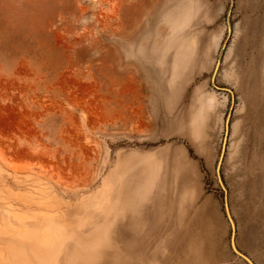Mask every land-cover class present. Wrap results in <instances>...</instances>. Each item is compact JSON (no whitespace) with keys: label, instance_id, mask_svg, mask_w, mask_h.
<instances>
[{"label":"rangeland","instance_id":"374dc122","mask_svg":"<svg viewBox=\"0 0 264 264\" xmlns=\"http://www.w3.org/2000/svg\"><path fill=\"white\" fill-rule=\"evenodd\" d=\"M224 198L264 264V0H0V264H248Z\"/></svg>","mask_w":264,"mask_h":264},{"label":"water","instance_id":"95a60500","mask_svg":"<svg viewBox=\"0 0 264 264\" xmlns=\"http://www.w3.org/2000/svg\"><path fill=\"white\" fill-rule=\"evenodd\" d=\"M230 26L228 25V33H230ZM223 89H226L228 91L231 92L230 88L228 87H222ZM232 94V92H231ZM219 181L220 183L222 184L221 182V179L219 178ZM224 210H225V214L227 216V219L229 221V224H230V227H231V234H230V246H231V249L233 250V252L238 255L239 257H241L243 260H245L248 264H254V262L247 256L245 255L243 252H241L236 244H235V224H234V221H233V218L229 212V208H228V205H227V202H226V198H224Z\"/></svg>","mask_w":264,"mask_h":264},{"label":"bare ground","instance_id":"6f19581e","mask_svg":"<svg viewBox=\"0 0 264 264\" xmlns=\"http://www.w3.org/2000/svg\"><path fill=\"white\" fill-rule=\"evenodd\" d=\"M42 238V237H41Z\"/></svg>","mask_w":264,"mask_h":264}]
</instances>
